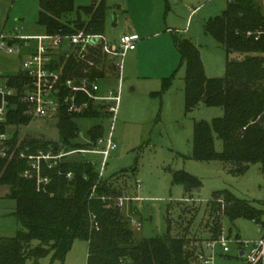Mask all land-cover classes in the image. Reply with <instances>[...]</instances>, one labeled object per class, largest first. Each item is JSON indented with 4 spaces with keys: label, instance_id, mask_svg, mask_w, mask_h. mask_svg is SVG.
Segmentation results:
<instances>
[{
    "label": "trees",
    "instance_id": "1",
    "mask_svg": "<svg viewBox=\"0 0 264 264\" xmlns=\"http://www.w3.org/2000/svg\"><path fill=\"white\" fill-rule=\"evenodd\" d=\"M106 8L105 0H92L87 6L78 7L75 0H39L38 23L50 34L72 35L78 31L104 34ZM204 30L227 54L223 77H208L199 47L189 38L175 37L186 63L187 111L204 97L206 103L224 110V115L215 118L212 124L206 120L195 124L194 158L220 160L234 173H243L258 164L264 177V7L259 0H228L224 11L205 21ZM84 68H87L84 63L71 57L65 76L82 75ZM104 71L91 69L88 74L102 79ZM5 76H9L8 84L19 91L28 81L20 72ZM169 85L170 82H164L165 89ZM105 113L94 105L82 115L64 111L58 120V142L21 140L15 131L11 144L19 145L18 150L27 153L48 151L50 144L59 149V143L66 151L84 149L103 137L104 129L101 125L92 126L88 132L92 143L82 144L76 141L79 127L75 119L99 118ZM31 121L22 104L8 119L15 127ZM215 138L222 141L221 151L216 149ZM66 157L52 168L42 162V176L50 182L40 185L35 175L24 176L30 169L26 159L18 154L10 159L0 157V185L9 187L7 196L16 201L14 215L21 225L15 236L0 237V264H39L48 255L50 264H63L76 239L88 242L87 264H190V260L195 264L204 246L191 248L187 232L182 236L136 238L132 220L126 219L123 208L114 204L115 198L125 194L122 187L127 179L121 180L119 175L104 179L92 163L83 159L68 161ZM68 173H72L71 179L67 178ZM174 179L190 188L200 185L196 177L186 172L175 173ZM205 214L212 240L221 237L226 218L253 219L264 230V210L227 189L213 193ZM184 221L190 226L193 223Z\"/></svg>",
    "mask_w": 264,
    "mask_h": 264
},
{
    "label": "rangeland",
    "instance_id": "2",
    "mask_svg": "<svg viewBox=\"0 0 264 264\" xmlns=\"http://www.w3.org/2000/svg\"><path fill=\"white\" fill-rule=\"evenodd\" d=\"M91 1L75 0V4L77 7L87 6ZM259 3L264 7V0ZM105 5L104 35L107 40L114 42L123 34H137L140 43L134 55L130 51L124 58L122 71L117 72L112 62L98 65L105 70L106 77L99 80L103 92L118 88L122 79L120 105L113 129L117 148L107 158L103 178L112 179L119 175L121 180L123 177L127 179L122 187L125 189L123 196L133 199L125 204L122 212L126 219L132 220L136 238H163L167 234L182 236L187 232L191 248L204 246L207 241H213L209 239L205 207L215 191L227 189L264 210V177L258 164L251 165L243 173H234L220 160L194 158L195 124L202 120L212 124L215 118L224 115V110L201 102L187 111L186 63L176 46L175 37L189 38L199 47L208 77L225 76L227 54L205 32L204 23L224 11L228 0H105ZM190 7L199 8L189 19ZM38 11L39 0H0V34H10L18 29H24L28 35L45 34L44 28L37 23ZM167 27H172L174 32L167 31ZM17 57L0 50L2 75L18 73L21 63ZM164 82H170L167 89ZM75 121L79 127L76 141L85 144L87 141L92 143L88 135L92 126H103V137H108L113 117L105 113L99 118H78ZM18 134L21 140L59 141L58 119L33 118L29 124L18 127ZM215 146L221 151L222 141L215 138ZM61 147L67 149L64 145ZM97 148L104 149L105 144ZM82 159L95 163L100 172L103 155L80 152L66 157L73 162ZM183 172L196 177L200 185L190 188L175 181V173ZM8 193L9 187L0 185V237H13L21 228L14 215L16 201L8 197ZM179 202L184 204L179 206ZM185 219L193 220L192 225H188ZM260 228L253 219L231 221L226 218L220 236L232 239L230 251L224 252L223 245L218 243L214 249L215 263L245 264L236 240L259 239L263 235ZM206 252L212 254L209 249ZM87 260L88 242L76 239L63 264H87ZM50 263L51 255L39 260V264ZM189 263L194 262L190 260Z\"/></svg>",
    "mask_w": 264,
    "mask_h": 264
},
{
    "label": "built area",
    "instance_id": "3",
    "mask_svg": "<svg viewBox=\"0 0 264 264\" xmlns=\"http://www.w3.org/2000/svg\"><path fill=\"white\" fill-rule=\"evenodd\" d=\"M139 40L137 34H123L118 41L112 42L107 40L104 34H88L84 31L72 35L46 33L39 36H24L17 32L1 33L0 50L20 58L19 72L23 73L28 81L19 91L8 84L9 76L0 73V157L10 159L18 154L20 158L26 159L30 169L25 171L24 176L35 175L37 184L40 185L50 182L49 178L42 176V162L52 168L70 154L80 152L100 154L104 156L99 172L102 177L110 152L117 148L113 129L120 105L122 79L118 88H108L103 92L99 83L101 78L88 73L91 69L102 70L98 65L102 66L107 62H112L117 72L122 71L124 58L130 51L137 49ZM67 45L70 46L69 49H65ZM71 57L87 66L82 75L65 76L67 62ZM21 104L32 120L33 118L59 120L64 111L72 115H82L90 110L92 105L101 107L103 112L113 117L111 131L108 137L99 138L97 142L84 149L66 151L61 147L63 144L59 143V149L50 144L48 151L40 149L36 153H27L25 150H18L19 145L12 146V134L18 132V127L8 123L10 113L16 111ZM102 144H105V148L98 149L97 147ZM90 163L95 165L91 161ZM67 178L71 179L72 173H68ZM132 199L124 196L115 198L114 204L123 208ZM231 241L232 239L225 235L207 241L203 247L204 252L198 256L195 264H216L214 259L216 245L222 244L224 252H229ZM236 241L244 251L245 264H264V232L256 240ZM207 249L212 251L211 255H208Z\"/></svg>",
    "mask_w": 264,
    "mask_h": 264
},
{
    "label": "crops",
    "instance_id": "4",
    "mask_svg": "<svg viewBox=\"0 0 264 264\" xmlns=\"http://www.w3.org/2000/svg\"><path fill=\"white\" fill-rule=\"evenodd\" d=\"M200 7V6H199ZM199 7H197V8H189L188 9V12H189V19L192 17V15L196 12V10L199 8ZM37 23H38V21H37ZM39 24V23H38ZM40 25V24H39ZM41 26V25H40ZM43 27V26H42ZM44 28V27H43ZM44 30H45V28H44ZM167 31H173V28L172 27H167ZM16 32L17 33H19L20 35H24V36H39V35H28V34H26V32L24 31V29H22V30H16ZM174 32V31H173ZM12 33H14V32H12ZM47 32H46V30H45V34H46ZM140 38V37H139ZM140 43V42H139ZM139 45V44H138ZM137 50H138V46H137V49L135 50V51H133V52H131V53H133L132 55H134L136 52H137ZM128 55V54H127ZM17 57V56H16ZM17 58H19V57H17ZM20 59V58H19ZM20 63H21V60H20ZM21 66V65H20ZM20 66H19V71H20ZM18 71V72H19ZM127 75L130 77V76H132V74H130V73H127ZM259 231L260 232H264V230L262 231V229L260 228L259 229Z\"/></svg>",
    "mask_w": 264,
    "mask_h": 264
},
{
    "label": "water",
    "instance_id": "5",
    "mask_svg": "<svg viewBox=\"0 0 264 264\" xmlns=\"http://www.w3.org/2000/svg\"><path fill=\"white\" fill-rule=\"evenodd\" d=\"M69 48H70L69 45L65 46V49H69ZM206 101H207V98L204 97L203 100H202V102H206ZM239 255H240L241 258L244 259V251H243V250H241V251L239 252Z\"/></svg>",
    "mask_w": 264,
    "mask_h": 264
}]
</instances>
